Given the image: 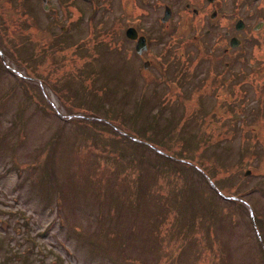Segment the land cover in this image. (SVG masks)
Returning a JSON list of instances; mask_svg holds the SVG:
<instances>
[{"label": "rangeland", "instance_id": "obj_1", "mask_svg": "<svg viewBox=\"0 0 264 264\" xmlns=\"http://www.w3.org/2000/svg\"><path fill=\"white\" fill-rule=\"evenodd\" d=\"M34 2L0 0V264H264V95L237 72L229 94L133 95L116 85L119 0Z\"/></svg>", "mask_w": 264, "mask_h": 264}, {"label": "flooded vegetation", "instance_id": "obj_2", "mask_svg": "<svg viewBox=\"0 0 264 264\" xmlns=\"http://www.w3.org/2000/svg\"><path fill=\"white\" fill-rule=\"evenodd\" d=\"M83 2L91 10L112 6L111 2L101 4L98 0ZM57 5L42 0L31 6L46 17ZM70 5L77 6L74 0ZM114 10L112 23L120 34L115 42L118 87L126 86L134 95L151 81L162 84L166 80L181 86L182 94L188 84L220 87L229 94L237 72L245 77L241 84L257 90L262 100L264 84L246 81L250 80L248 76L264 77V0H119ZM147 17L161 28L157 34L148 36L142 30ZM54 25L50 27L52 32ZM171 25H180L183 34H164L165 27ZM61 30L66 32L67 28L61 26ZM56 35L47 36L49 42L56 41ZM92 59H83L81 65ZM99 80L94 79V83Z\"/></svg>", "mask_w": 264, "mask_h": 264}, {"label": "trees", "instance_id": "obj_3", "mask_svg": "<svg viewBox=\"0 0 264 264\" xmlns=\"http://www.w3.org/2000/svg\"><path fill=\"white\" fill-rule=\"evenodd\" d=\"M219 194V193H218ZM220 195V194H219ZM222 196V195H221Z\"/></svg>", "mask_w": 264, "mask_h": 264}, {"label": "water", "instance_id": "obj_4", "mask_svg": "<svg viewBox=\"0 0 264 264\" xmlns=\"http://www.w3.org/2000/svg\"><path fill=\"white\" fill-rule=\"evenodd\" d=\"M130 31H131V29H130Z\"/></svg>", "mask_w": 264, "mask_h": 264}]
</instances>
